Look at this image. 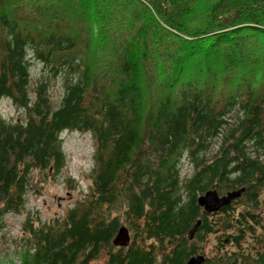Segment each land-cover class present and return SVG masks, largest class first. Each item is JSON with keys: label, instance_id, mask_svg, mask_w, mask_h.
Segmentation results:
<instances>
[{"label": "trees", "instance_id": "16d2710c", "mask_svg": "<svg viewBox=\"0 0 264 264\" xmlns=\"http://www.w3.org/2000/svg\"><path fill=\"white\" fill-rule=\"evenodd\" d=\"M2 98L24 116H0V223L33 172L60 173L62 132L95 147L84 197L26 216L20 264H264V0H0ZM241 188L218 212L197 204Z\"/></svg>", "mask_w": 264, "mask_h": 264}, {"label": "rangeland", "instance_id": "374dc122", "mask_svg": "<svg viewBox=\"0 0 264 264\" xmlns=\"http://www.w3.org/2000/svg\"><path fill=\"white\" fill-rule=\"evenodd\" d=\"M197 13L196 10L192 11ZM40 64L31 60L30 74L36 79ZM61 77L50 82L49 95L54 105L59 103L63 93ZM0 116L11 122L22 120L23 110L16 109L9 99H0ZM65 164L60 173L53 176L33 172V179L26 196L25 208L20 214H6L0 223V264H20L25 252V240L21 225L28 216L34 224L49 222L64 216L88 192L90 172L94 165V141L89 132L64 131L60 135ZM189 170L182 164L181 175ZM70 179V182L68 180ZM264 210V201L262 202ZM124 225L122 222L120 224ZM206 251V250H205Z\"/></svg>", "mask_w": 264, "mask_h": 264}, {"label": "water", "instance_id": "95a60500", "mask_svg": "<svg viewBox=\"0 0 264 264\" xmlns=\"http://www.w3.org/2000/svg\"><path fill=\"white\" fill-rule=\"evenodd\" d=\"M244 192V188L228 191L223 195H219L215 189L208 190L204 192L197 198V204L201 207L206 214H211L218 212L221 208L227 207L235 199H238L241 194ZM200 221H197L196 224L188 232V239L191 240L196 232ZM130 242V236L128 229L121 225L119 226L116 235L112 240V245L114 247L124 248L127 247ZM203 255H195L188 258L185 264H202L204 262Z\"/></svg>", "mask_w": 264, "mask_h": 264}]
</instances>
